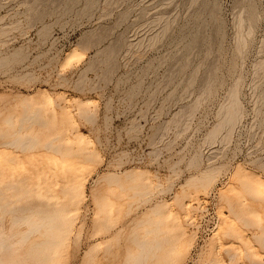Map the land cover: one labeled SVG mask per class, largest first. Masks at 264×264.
<instances>
[{
	"label": "rangeland",
	"instance_id": "1",
	"mask_svg": "<svg viewBox=\"0 0 264 264\" xmlns=\"http://www.w3.org/2000/svg\"><path fill=\"white\" fill-rule=\"evenodd\" d=\"M203 1L217 3L216 20ZM261 2L251 29L239 25V0H0V169L21 171L33 187L41 183L29 202L49 199L46 211L66 218L63 231L57 229L63 234L41 244L45 249L35 244L44 242L46 228L15 245L20 255L40 251L28 260L41 264H135L136 241L147 240L160 244L152 243L137 264H264V208L246 193L241 217L232 176L239 165L264 176ZM242 41L248 43L239 51ZM74 48L82 59L65 65ZM40 92L61 97L50 111L59 117L54 129L47 126L51 132L44 124L50 112L42 121L16 107L17 99ZM81 101L89 102V112L80 116ZM235 102L241 116L231 138H225L228 127L209 138ZM67 105L75 122L62 128L68 131L59 136V150L48 149L47 134L69 120L60 118ZM26 134L43 144L9 143ZM72 134L84 146L67 147ZM198 156L199 165H190ZM209 164L225 167L206 189L187 184ZM129 170L147 177L145 194L129 189L131 183L101 180ZM66 175L73 181H63ZM229 191L234 195L225 196L226 204L222 193ZM246 205L260 207L252 212Z\"/></svg>",
	"mask_w": 264,
	"mask_h": 264
},
{
	"label": "bare ground",
	"instance_id": "2",
	"mask_svg": "<svg viewBox=\"0 0 264 264\" xmlns=\"http://www.w3.org/2000/svg\"><path fill=\"white\" fill-rule=\"evenodd\" d=\"M214 1L217 2V0H214ZM259 1L260 0H242V1L239 0V2H241L239 4L242 6V7H240V9L242 8V14L239 13V16L241 14V17H239L240 21H238L240 26L247 24L248 27H250L251 29L254 28L255 26H257L256 24L258 22L259 14H260L259 4L262 6V2H261L262 0L260 1V3H259ZM210 4L203 1V6H202V7H204L203 10L207 9V8H210V13H211L210 17L212 16L216 20L217 16H218V14H217L218 13V7H217L218 5H217V3H214V2L211 5ZM72 6H73V4H72ZM202 7L200 9H202ZM202 12H204V11H202ZM200 14L201 13H199V15ZM199 15H197V16L199 17ZM195 17H196V15H195ZM198 17H196V18H198ZM197 28H199V26L198 27L196 26V29ZM192 31H194V30H192ZM197 34L196 33L193 34V38L192 39L197 38L198 37ZM193 41H191V42H193ZM196 43H197V41H196ZM247 43L245 41H242L240 43V45H239V51L242 48L246 47ZM14 55H15V53H14ZM82 56H83V54L77 48H74L73 50H71L67 54V56L65 58V65H68V64L70 65L74 61H78V60L80 61V59H82ZM232 95H233V97L234 96L236 97L237 96V92L235 91ZM53 97L50 94H48V92H40L38 94L31 95L29 97L25 96V97L19 98V99H17L15 101V103H16V107L17 106L18 107L22 106L23 108H25V111H31L29 113H32V114L30 116L28 115L29 116L28 118H31V119H34V118L36 119L37 118L38 119V118L41 117L40 119L43 121L44 119L42 117H44V115H46V114H49L50 111H53V110H51L52 107H54V105L56 106V104L60 103V101H61V100L59 101L57 99V98H61V97H59V96H56L55 98H53ZM57 105L59 106V104H57ZM88 106H89V102H84V103L82 102L81 104L80 103L78 104V108H77V106L75 108L78 109V112H80L79 114L81 116V115H85L84 113H86L88 111L87 110ZM61 110H63L64 112L61 115L63 117H60V118L64 119L65 116H67L69 120L67 121V120L64 119V121H66V123L64 122L65 124H63L64 126L58 128L53 133H49V135L47 134L48 138L44 140V144L42 143L43 140H41V142L39 144V141H38L39 138H37L36 135H32V134H26V135H23V137H21V136L19 137L18 136V138H16V139L14 138L15 140L13 139V141L12 142L9 141V143L12 144V145H20L23 149H26V148L27 149L28 148L32 149V148H34L37 145L40 146L41 144H43L48 149H54L55 151H58L59 148H60V146L58 145V143H60L59 142V136L62 134V132L66 133L68 131L66 128H64V129H62V128L65 127L66 124H72L73 122H75V121H73V118H72L73 116H72V114L70 112V109H69L68 105L64 106L63 109L61 107ZM54 112H50L49 119L44 120V124L46 125L45 127H46L47 131L49 130L48 129L49 127H51V128L53 127V126H50V125H52V123H54L55 121H57V119H59V117L56 115V111H54ZM240 116H241L240 106H239V104L237 102H235L234 106H231L230 108L226 109L225 118L220 123H218V125L216 127H214L212 131H210V133L208 134V137L209 138H216V136L219 134V132L223 128L228 127V132H227L225 138H226V140H229L231 138L230 137L231 136L230 130L237 123V121L240 119ZM91 118H92V116H91ZM40 119H39V121H41ZM41 125L43 126V124H41ZM53 125H55V123ZM47 126H48V128H47ZM54 127H53V129H54ZM65 129H66V132H65ZM49 132H51V131L49 130ZM70 135H71V133H70ZM73 136L75 137V135H73ZM39 137H41V134H40ZM43 137H46L45 133H44ZM80 137L81 136L75 137V139L78 138V140L74 139L75 141L74 140L70 141L69 140L70 138L66 139L65 143L67 144V147L72 145V144H76V143H78V144L80 143L81 145L83 143V146H84L83 138L81 139ZM77 146H80V145H77ZM65 147H66V145H65ZM78 149H80V147ZM67 153L68 152H63L61 155H65ZM198 158H199V156L198 157H194L191 160L190 165H193V166L199 165L200 162H198L199 161ZM9 160H11V158H9ZM252 162H254L252 164L256 165L257 161L256 162L252 161ZM260 165H261V163H260ZM223 167H225V164L224 165L222 164L220 166L219 165L218 166H213L212 164H209L208 167L206 168V170L204 169V171L201 172L198 176H194L193 175V176L189 177V179L187 180V184L188 185H196V184H198V186L200 185V186H202V188L205 187V189H206L208 187V185H210L212 183L213 179L215 178V175ZM260 167H261V169L263 168V171H264V163ZM14 169L15 168H10V167H8V168L1 167V169H0V264H41L40 261L39 262L38 261H34L35 258L33 259V262L31 261L32 263L28 260L30 258L36 257V255L34 256V254H36L37 252L35 253L34 250H32L33 252L28 250L32 254L31 253L29 254V252L27 251L28 253L24 252L26 255L25 254L24 255L23 254L20 255L18 253L19 250H17L19 246H17L15 248V245H17V244L19 245L21 243H25L26 241H28L30 239V237L32 235H34L35 233L39 232L41 229L45 230V228H46V230H45L46 233L45 232L42 233V236H44V239H45L44 242L38 243L37 245L35 244L37 249L40 248L39 246H41V244L44 246L46 241H48V242L52 241L51 237L55 238L59 234L61 236V233L63 231L61 226L65 223L66 218L64 220V218L60 214L61 217H60V215H58L60 217V219L58 220L57 216H55L54 214H49L46 211V209L44 207H49L50 208L52 206V203L49 202V199L48 200H45V199L42 200L41 199L40 201L37 200L38 202H34V200H32L33 202L32 201L29 202V199L33 198V196L31 194L36 192L35 191V187H36V190H37L39 185H42V184L41 183H36L35 186L33 187L32 184H31V177H29V178L24 177V176L21 175V171L14 170ZM138 171L136 172V170L135 171L134 170L133 171L129 170V171H126L124 173V175H122V176H120L119 174L117 175V174H114V173H110L108 175L103 176L102 179L101 178L100 179L103 180V181H106V183L108 185H111V186H121L122 187L125 183H131V186L129 187V189H132V190L134 189V190L137 191L136 193H139V194L140 193L145 194L146 187L148 185V179L143 174V172H138ZM233 171L234 172L232 173V176H233V178L235 179V181L237 183V185L234 186L233 189L236 190V194H237L238 197L237 198L234 197V198H236L235 200H234V198H232V200H234V202L233 201L232 202L235 203L234 204L235 207L237 206L236 209H235V207L233 205H231V206L234 207V208L233 207L232 208L235 209V210H239V211L241 210V207L244 206V204H243V200L244 199L243 198H245L244 195L246 193L247 194L249 193L251 195L249 197L248 196L249 194H248V195H246V197L248 196L249 199L252 197L251 199L253 201L255 199L256 200L258 199L260 206H262L264 208V176H263V174L250 173V172H248V170H246L243 166H240V165L236 166ZM29 172H30V170H29ZM61 178H63L62 180L65 181V182H69L70 180L73 181V177H70L68 179L67 175L63 176ZM38 179H41V178L39 177ZM234 179H232V180H234ZM60 180L61 179L57 177L55 181H56V183H59ZM98 182H99V180H98ZM231 188H229L228 190H230ZM5 189L11 190V193L7 194L5 192ZM81 190H83V188ZM73 191L79 192L80 191V187L79 186L78 187H73ZM226 193H229V194H226ZM231 193L232 192H230V191L222 193V198L226 199V204H227V199L231 198L234 195V194H231ZM26 194H30V195H26ZM225 196H227V197L229 196V197L227 198ZM230 201H231V199L228 202H230ZM260 206H257V207L259 208ZM246 207H248L250 209V211H252V212L257 210L256 209L257 207H255V206L246 205ZM72 211H76V209L72 210ZM155 212H156L155 214H157L158 211H155ZM236 212H233V213L235 214ZM238 212L236 214H238ZM7 213L10 214L11 217H12V219H10V224H9L11 226V227L9 226L10 227L9 228V230H10L9 233L5 232L4 224H3V219H4L3 215H6ZM239 214L241 215V211H240ZM239 214H238V218H241L242 215L240 217ZM234 218L237 220V216L236 215H234ZM245 218H247V217H245ZM159 223H161V222H159ZM21 224H23V225L26 224L28 228L26 230H23V231H17L16 230V232H15L14 229L17 228ZM60 228L62 230L61 232L59 231ZM54 229H56V231H57V229H59L58 231L60 233L57 231L58 234H56L57 232ZM64 230H65V228H64ZM60 236H59V238H60ZM58 240H60V239H58ZM51 243H50V245H51ZM152 243L154 245H157V246H159V244H160V242H156L155 243V242L147 241V240H138V241H136L137 247L140 250V252L138 253V255L136 254L137 256L133 255V257L135 256V258L133 259V260H135V262L134 261H132V262H134L135 264L140 263V262L141 263L144 262L147 259V255L151 252V247L154 246V245H152ZM43 246H41V247H43ZM43 248H40V249L43 250ZM50 250H53V248L52 249L50 248ZM42 252H45V251H42ZM40 253L41 252L39 251L37 253V255L40 254ZM46 253H48V252H46ZM45 256L47 257V255H45ZM37 257H39V256H37ZM38 259H40V258H38ZM44 259H46V258H44ZM27 261H29L30 263L29 262L27 263ZM42 262H44V261H42Z\"/></svg>",
	"mask_w": 264,
	"mask_h": 264
}]
</instances>
